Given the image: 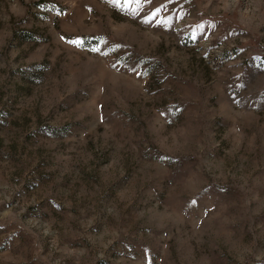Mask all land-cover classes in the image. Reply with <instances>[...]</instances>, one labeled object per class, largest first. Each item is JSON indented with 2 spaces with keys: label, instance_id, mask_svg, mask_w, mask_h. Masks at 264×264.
I'll return each mask as SVG.
<instances>
[{
  "label": "rangeland",
  "instance_id": "obj_1",
  "mask_svg": "<svg viewBox=\"0 0 264 264\" xmlns=\"http://www.w3.org/2000/svg\"><path fill=\"white\" fill-rule=\"evenodd\" d=\"M0 264H264V0H0Z\"/></svg>",
  "mask_w": 264,
  "mask_h": 264
}]
</instances>
